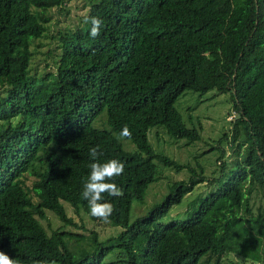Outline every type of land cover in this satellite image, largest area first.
<instances>
[{"label": "trees", "instance_id": "1", "mask_svg": "<svg viewBox=\"0 0 264 264\" xmlns=\"http://www.w3.org/2000/svg\"><path fill=\"white\" fill-rule=\"evenodd\" d=\"M64 3L0 0V261L221 264L231 253L264 264V0H91L78 25L57 32L51 67L37 71L32 44ZM185 89L228 92L235 156L183 217L164 219L205 178L197 160L178 162L147 135L200 138L199 121L187 124L174 106ZM156 161L189 175L129 219ZM64 203L118 232L65 229L76 224ZM47 212L60 221L48 232Z\"/></svg>", "mask_w": 264, "mask_h": 264}, {"label": "rangeland", "instance_id": "2", "mask_svg": "<svg viewBox=\"0 0 264 264\" xmlns=\"http://www.w3.org/2000/svg\"><path fill=\"white\" fill-rule=\"evenodd\" d=\"M91 0H65L62 7H54L50 10V19L46 32L36 39L32 44L33 55L31 64L37 71L48 70L52 65V56L57 51L58 31H68L80 23L79 16L85 12ZM174 106L180 112L182 119L188 124L187 119L193 123L199 121L201 125V136L199 139L187 142L184 139L173 140L166 135L162 128L151 127L148 131V139L151 145L164 152L174 160L181 163H191L197 160L201 166L204 179L196 183L193 188L185 193L181 201L173 205L165 218L170 216L183 217L189 200L197 195L204 194L207 190L215 187L214 178L220 174L222 161L225 167L231 164L235 156V148L230 147L231 121L236 116L235 109L232 107L228 92H218L209 89L198 93L185 89L174 101ZM101 113H104L102 111ZM235 114V115H234ZM94 124L100 127L105 126L103 114L97 116ZM225 134V137L223 136ZM125 149H132L134 144L123 136H118ZM189 173L186 168L175 169L156 161V177L151 181L145 190L143 200L138 202L133 200L129 210V219L146 212L148 207L160 200L166 191V184L172 180H186ZM66 214L72 217L76 225L64 226L79 234L87 235L89 230H95L97 238L105 239L118 232L119 227L109 225L106 222L91 219L86 212L79 209L77 212L64 203ZM45 219H40L46 231L60 225V221L50 212H47ZM113 253L104 256V259L112 257ZM253 264L249 260H242L234 254H226L221 260V264ZM0 264L5 262L0 261ZM116 264H125L116 263ZM204 264V263H200ZM258 264V263H254Z\"/></svg>", "mask_w": 264, "mask_h": 264}]
</instances>
